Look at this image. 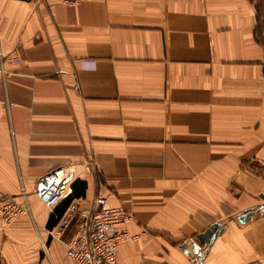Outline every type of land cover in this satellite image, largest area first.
I'll return each mask as SVG.
<instances>
[{"label": "crops", "instance_id": "crops-1", "mask_svg": "<svg viewBox=\"0 0 264 264\" xmlns=\"http://www.w3.org/2000/svg\"><path fill=\"white\" fill-rule=\"evenodd\" d=\"M0 54V204L23 180L30 209L0 221V264H74L79 218L48 230L97 196L140 233L117 264H264V0H0ZM61 166L47 206L32 184Z\"/></svg>", "mask_w": 264, "mask_h": 264}, {"label": "built area", "instance_id": "built-area-1", "mask_svg": "<svg viewBox=\"0 0 264 264\" xmlns=\"http://www.w3.org/2000/svg\"><path fill=\"white\" fill-rule=\"evenodd\" d=\"M34 4H47L49 1L66 6H78L86 0H30ZM7 57L0 54V77L8 73L5 67ZM12 64H18V59H11ZM78 89V85L74 86ZM71 166L55 168L38 178L32 184V194L47 206H54L62 197L71 191L74 180ZM21 179V178H20ZM21 182L23 200L18 202L7 197L0 204V221L4 226L11 224L16 218L30 211L26 188ZM78 217L79 222L73 237L67 242L66 256L74 264H117V246L125 240H136L138 234H129L125 226L133 220L130 212L122 207H110L101 196L94 198L87 208H81L76 203H69L55 225L48 230L51 238H60L65 230ZM142 233V232H141ZM186 249L185 251H187ZM252 261L248 264H257Z\"/></svg>", "mask_w": 264, "mask_h": 264}, {"label": "water", "instance_id": "water-1", "mask_svg": "<svg viewBox=\"0 0 264 264\" xmlns=\"http://www.w3.org/2000/svg\"><path fill=\"white\" fill-rule=\"evenodd\" d=\"M262 197L264 199V194L262 195ZM254 213H255L254 210H248L247 212H245V213L241 214L240 216H238V219L241 222H245ZM222 231H223V228L220 227V223L215 222L211 226L206 228L203 232L199 233L197 235V238H198V240H200V242L210 244L216 238V236L218 234L222 233ZM182 248L184 250H186L187 249L186 244H182ZM199 249H200V246L193 242L192 251L194 253L198 254V255H201V253L199 252Z\"/></svg>", "mask_w": 264, "mask_h": 264}]
</instances>
